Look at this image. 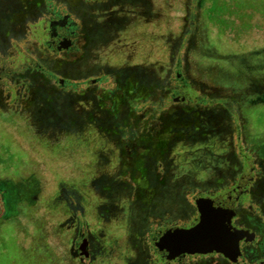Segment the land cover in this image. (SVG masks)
I'll list each match as a JSON object with an SVG mask.
<instances>
[{
    "label": "rangeland",
    "instance_id": "rangeland-1",
    "mask_svg": "<svg viewBox=\"0 0 264 264\" xmlns=\"http://www.w3.org/2000/svg\"><path fill=\"white\" fill-rule=\"evenodd\" d=\"M121 1L0 0V264H162L150 235L196 190L245 176L240 154L263 166L264 0H142L140 19ZM51 11L83 19L79 53L45 51Z\"/></svg>",
    "mask_w": 264,
    "mask_h": 264
},
{
    "label": "flooded vegetation",
    "instance_id": "flooded-vegetation-1",
    "mask_svg": "<svg viewBox=\"0 0 264 264\" xmlns=\"http://www.w3.org/2000/svg\"><path fill=\"white\" fill-rule=\"evenodd\" d=\"M9 5L12 6L16 2V0H8ZM78 5L86 4L90 6L92 9H105L107 5L110 4V0H76ZM20 2V1H19ZM18 2V4H19ZM121 14L122 17L125 19L134 16L135 19H140L142 17V13L139 8L140 2L142 0H122L121 1ZM2 3V2H1ZM4 4V3H2ZM117 4L114 3L113 6ZM5 9L8 7L2 5ZM130 10V11H129ZM135 10V11H133ZM4 13V12H3ZM14 9L9 8V12L0 19H4L6 21L10 20L8 17L11 15L12 20L15 16ZM9 15V16H8ZM8 16V17H7ZM7 17V18H6ZM110 22V21H109ZM45 26L43 27V34L45 36L44 46L45 51H50L55 54H66V53H79V42L82 40L83 34V19L80 15L75 16L73 19L68 14L58 13V12H48V16L44 18ZM10 24V22H9ZM176 77L178 74H175ZM177 81V80H176ZM98 82V79L93 80H85V81H78L75 83V86L83 85H91ZM57 83L62 86V81L57 80ZM179 87L175 89H171L169 91V98L171 100H178V99H185L182 94L178 93V89H183L187 87L184 82L177 81ZM228 136H231V132H228ZM239 149V148H238ZM239 151V150H238ZM240 154V151H239ZM240 156V161L237 162V166L245 167L247 166L248 173H245V176L241 173L237 176V181L233 183L230 187H224L217 191H207L203 196L213 198L219 194H222L231 188L235 187L239 182L244 183V191L240 194L237 200L233 204V217L231 219V225L238 229L246 230L248 234H251V239L249 241H241L239 242L238 251L237 253L231 256L230 259L224 258L221 254H204V255H181V256H173L168 257L164 252H158L156 248L152 245V241L156 240L159 231H155L152 235H150V243L156 258L162 262V264H184L185 260L190 259V257L196 256H206V255H217L219 256L223 263L225 264H264V251L263 253H258L264 250V221L262 222L259 218L264 217V204L259 205L258 207H254V214L250 216L244 217L243 211V201L245 196L248 198V207L251 209V202L257 203L262 198L264 200V163L263 166L261 163L257 164L253 161L246 162V158L244 156ZM257 165V166H256ZM263 167V168H262ZM238 168V169H239ZM259 168V169H258ZM235 184V185H234ZM195 197L192 199L191 203V211H193L192 215L189 220L182 222V223H173L172 225L168 224L167 226L174 227V225H180L181 228H187L191 226L196 218H197V211L196 205L198 203L197 198L198 196H202L199 190L194 192ZM247 207V208H248ZM166 227V225L164 226ZM163 227V228H164ZM75 236L72 238L71 241V249L70 254L72 255L73 259L78 262L81 261L82 258L88 260L90 259V246L87 239L81 237V234L78 231L74 230ZM91 260V259H90Z\"/></svg>",
    "mask_w": 264,
    "mask_h": 264
},
{
    "label": "water",
    "instance_id": "water-1",
    "mask_svg": "<svg viewBox=\"0 0 264 264\" xmlns=\"http://www.w3.org/2000/svg\"><path fill=\"white\" fill-rule=\"evenodd\" d=\"M243 191L244 183L239 182L213 198L198 197L195 222L187 228L160 229L152 245L168 257L215 253L230 259L237 253L239 242L251 239L246 230L231 225L233 204Z\"/></svg>",
    "mask_w": 264,
    "mask_h": 264
},
{
    "label": "trees",
    "instance_id": "trees-1",
    "mask_svg": "<svg viewBox=\"0 0 264 264\" xmlns=\"http://www.w3.org/2000/svg\"><path fill=\"white\" fill-rule=\"evenodd\" d=\"M249 78H250V81L253 79V78H257V79H259V78H261V76H259V75H253V76H249ZM262 79H264V78H262ZM180 198H181V196H179ZM182 199V198H181ZM191 258V257H190ZM193 258V257H192Z\"/></svg>",
    "mask_w": 264,
    "mask_h": 264
}]
</instances>
